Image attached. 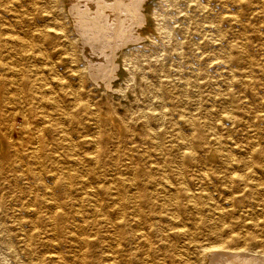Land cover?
Masks as SVG:
<instances>
[{
  "label": "bare ground",
  "instance_id": "bare-ground-1",
  "mask_svg": "<svg viewBox=\"0 0 264 264\" xmlns=\"http://www.w3.org/2000/svg\"><path fill=\"white\" fill-rule=\"evenodd\" d=\"M84 1L85 11H75L77 15L73 17L77 19L85 38L98 33L102 35L108 21L109 25H115L111 26L113 30L108 35L116 38L119 47L126 42L139 41L141 37L153 39L152 29H157V25L149 24L143 28L144 14H141L142 18L139 16L144 0ZM212 2L223 6L227 0H199L196 7L208 9ZM37 10L36 6L27 5V0H10L8 8L0 10V187L9 191L7 195H0V206L6 208L11 203L12 208L18 211L14 222L32 228L31 232L22 234L27 250H34V245L41 241L53 250L49 255L39 256L36 261L27 264H46L44 259L53 260L56 264H87L86 248L96 243L98 238L103 241L104 264H160L162 257L179 264H191L184 259V250L171 253L167 246L152 239L161 230L152 220L153 215L179 220L176 212L182 206L199 212L203 202L208 205L215 200L208 191L210 184L219 185L231 203V207L211 205L213 215L219 219L240 211L242 202L250 193L251 196L259 195L257 199L264 207V177L258 175V165L253 161L255 155L264 156V151L255 150L253 145H247L244 150L246 156L236 158L230 145H222L221 138L215 137V141L222 145L220 152L223 160L222 170L215 172L199 164L201 154L198 155L199 148L194 146L193 134L178 131L168 144V147L177 150L176 156L169 157L154 124L164 114L149 110L141 112L140 117L149 138L147 145L125 148L116 144L110 148L104 140L103 128H110L114 142H119L124 130L125 135H129L128 127L121 118H114L110 111L101 113L96 103L83 97L81 66L86 68L88 64H74L77 63L71 57L74 53L65 45L62 48L67 54L64 62H71L74 67L64 70L63 60L55 56L57 45H60L57 42L60 38L65 39L66 44L72 46L75 41L69 37L67 27L53 22L51 15L47 16L50 24L31 27L32 20L38 17ZM155 10L156 6L149 7V20L155 15ZM211 10L210 17L218 18V13L213 8ZM258 12H264V0ZM6 14L10 15L9 21ZM229 16L238 19L237 16ZM24 23L22 29H17ZM128 25L136 26V29L127 30ZM112 56L109 54L101 58L99 64L98 60L94 61L98 66L92 64L90 74L99 77L106 73L108 76L114 65L111 63ZM228 62L225 60L221 64H226L229 69L223 79L226 87L234 80L231 63ZM171 113L175 112L172 110ZM179 116L175 119L176 124L181 122L191 126L196 123L187 112L182 111ZM225 118L231 120L233 116L227 113ZM154 153L161 156L152 159ZM141 158L149 160L145 170L134 163L135 159ZM110 167L112 170H109ZM45 224L49 226L45 227ZM230 224L231 228L233 225ZM256 224L264 225L263 222ZM214 228L220 232L224 226L221 221H216ZM164 230L179 236L188 233L182 225L177 230ZM3 238L13 245L10 235L6 234ZM216 249L226 254L228 248L220 245ZM211 250L214 252V249ZM244 264H264V257L247 260Z\"/></svg>",
  "mask_w": 264,
  "mask_h": 264
},
{
  "label": "rangeland",
  "instance_id": "rangeland-1",
  "mask_svg": "<svg viewBox=\"0 0 264 264\" xmlns=\"http://www.w3.org/2000/svg\"><path fill=\"white\" fill-rule=\"evenodd\" d=\"M9 1L0 0V10L4 7L8 8ZM198 1L144 0L139 16L142 18L141 14H144L143 28L149 24L157 25V29H152L153 39L141 37L138 39L139 41L135 40L134 43L128 41L129 43L126 42L120 47L116 45L118 44L115 42L116 38L113 35H108V32L110 34L113 30L111 28L115 26L114 24L109 25L108 21L105 24L107 28L102 35L98 33L97 36L84 37L82 28L77 23V19L73 17L77 15L76 12L85 11L83 9L86 4L84 0H27V5H33L39 9L36 13L38 17L32 20L31 27L50 24V21H47L49 20L47 16L50 17V15L51 18L53 17V22L62 23L67 27L69 37L75 43L68 46L65 39L60 38L57 42L60 45H57L59 47L56 49L55 56L63 60L62 67L66 68L65 71L74 67L71 62H64L67 54L63 52L62 48L66 45L67 49L74 53V56L71 57L77 60V63L74 64L80 66L83 63L88 64V66L90 64L89 68L86 67L87 69L81 66L83 97L96 103L101 113L110 111L114 118H121L124 125L128 127L125 129L130 131L129 135H125L124 130L119 142H114V134L110 128H103L104 140L110 148L115 147L116 144V146L125 148L147 145L149 138L145 133V127L140 117L145 111H162L163 117L161 116L160 120L154 124L156 130L161 134L160 138L163 148L165 147L166 155L169 157L176 156L177 150L168 147L172 137L178 131L189 132L195 138V148H199L198 155L201 154L198 158L199 164L219 172L222 170L223 164L220 152L222 145H230L236 158L246 156L244 150H246L247 145L248 147L253 145L255 150L264 151V12H258V8L263 7V0H227L223 6L212 2L208 9L197 8ZM151 5L156 6V10L155 15L151 16L149 20V7ZM212 8L219 15L216 19L210 17ZM77 9L79 10L77 11ZM229 15L237 16L238 19H232L233 17L230 18ZM6 18L9 21L10 15L6 14ZM113 19L115 20V18ZM217 20L218 22H216ZM25 24L19 25L17 29H22L21 27ZM129 28L135 30L136 26L128 25L127 30ZM78 30L80 31L77 32ZM135 33L136 31L133 32L134 35ZM102 44L103 47H101ZM135 46L136 48H134ZM85 47L88 48V51ZM109 54L110 56L113 55L111 63L114 64L112 72L110 71L111 75L106 76V73H102L103 75L94 77L92 73L90 74V71H93L92 64L97 65V62L99 64L101 58H106V55ZM225 60L229 61L228 64L231 63L232 68L230 65L228 66L232 69L230 70L233 71L234 77L232 84H227V87L223 79L227 77L229 69L225 66L226 64L221 65ZM96 65L95 67L98 66ZM251 74L252 76H250ZM161 90L165 93L163 94ZM143 109L145 110L143 111ZM172 110L175 112L174 114L171 113ZM256 110L258 111L256 112ZM182 111L193 116L196 123L191 126L183 125L181 122L176 124L175 121L180 118L179 113ZM227 113L233 116L231 120L225 118ZM250 130L252 131L250 132ZM215 137L221 138L222 145L215 141ZM210 154L211 157L208 158ZM160 156L154 153L152 159ZM253 161L258 165V175L264 177V156L255 155ZM134 163L141 170H145L149 160L135 159ZM109 170H112V167ZM191 172H195V170ZM219 188V185L210 184L208 191L215 200L208 205L203 202L199 212L196 209L182 206L176 212L179 220H170L166 217L159 218L153 215L152 220L158 224L161 230L158 234H154L152 239L158 244L167 246L171 253L175 254L176 251L184 250L186 255H184V259L186 258L185 260L191 264H244L247 260L264 257V255H259L261 252L264 253V225L256 224V222L264 223V207L257 199L259 195L253 194L251 196L252 193H250L245 202H242L243 206L240 211L236 210L219 219L213 215L211 205H231L227 200L225 191L222 192ZM1 194L7 195L9 191L0 187ZM16 211L12 208L11 203H8L6 208L0 206V264H27L30 261H36L39 256L49 255L53 251L42 241L34 245V250H27L22 241V234L25 231L31 232L32 228L19 226L14 222L18 214ZM216 221H221L224 226L220 232L214 228ZM230 223H233L231 228L228 226ZM181 225L188 232L186 236H179L172 231L167 233L164 230L166 228L177 230L178 227L181 228ZM48 226L45 224V227ZM6 234L12 237L13 245L4 240L3 237ZM95 242L86 248V262L87 264H104L103 241L98 238ZM220 245H225L228 248L225 251L226 254L224 252L221 254L220 249L215 250ZM126 247L130 248V245ZM211 249H214V252ZM245 252L247 253L245 254ZM44 260L46 264H56L53 260ZM159 261L160 264H179L164 257Z\"/></svg>",
  "mask_w": 264,
  "mask_h": 264
}]
</instances>
